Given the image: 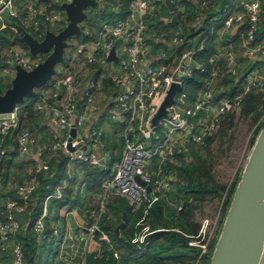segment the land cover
<instances>
[{"label": "built area", "instance_id": "1", "mask_svg": "<svg viewBox=\"0 0 264 264\" xmlns=\"http://www.w3.org/2000/svg\"><path fill=\"white\" fill-rule=\"evenodd\" d=\"M71 1L52 0L51 3L62 7ZM96 1L98 9L109 6V0ZM166 1L131 0L123 19L116 23H102L96 39L91 44L84 43L79 47L78 52L84 57L82 70L54 78L38 92L35 102L37 110H50L59 130L54 137L56 142L51 143L49 148L66 154L69 163L80 161L99 167L106 164L107 154L101 152L104 149L102 133L88 124L96 115H105L108 106L111 107V121L124 125V150L115 165L112 180L104 184L105 193L100 210L92 211L87 216L92 220L87 228L88 237L100 230L99 220L107 198L118 196L128 200L134 211H142L143 218L137 224L142 229L131 244L143 245L151 234L146 224L149 212L156 203L168 199L171 189L165 175L168 164H176L179 157L189 152L190 146L206 144L209 138L218 133L226 114H234L238 119L246 97L252 91L259 94L264 89V39L258 40L264 21V8L260 0L217 7L211 20L213 27L210 35L218 34L221 47L210 60L214 65L210 72L194 60L195 54L204 49L206 39H202L201 35L189 37L179 30L166 39V33L155 30L161 9L168 7ZM170 1L182 15L187 14L183 2L189 0ZM209 4V0L194 1L197 8ZM10 20H23L25 28L37 39L42 38L49 27L60 23L66 25L65 12L58 10L49 14L39 6L38 0H0V31ZM82 31L83 35L91 37L88 29L83 27ZM182 46L189 47V50L179 57L178 49ZM114 48L118 63L108 61ZM240 61L244 62L243 69ZM39 62L16 54L8 62L6 74L15 75L17 65L30 71ZM85 66L94 69L84 71ZM98 68L102 70V75L96 82L93 76ZM196 71L202 74V86L188 92V80L193 78ZM228 77L232 79L231 84L226 83ZM104 80L109 82L108 87ZM85 81L89 82L84 87ZM175 84L182 89L176 93L174 104L167 109L169 115L154 125V118ZM240 84L242 88L237 90ZM105 88L108 101L101 107L97 104V98ZM26 105L18 107L12 114L0 116V156L8 150L3 144L5 140L20 127V113ZM260 123H264V115ZM74 128L77 134L72 138L71 131ZM17 143L22 156L30 155L36 146V140L26 130L17 136ZM70 144L76 148L75 152H70ZM84 147L87 151L83 150ZM49 171L50 165L46 161L35 170V178L23 183L14 181L7 184L17 198L7 200L4 211L0 212L3 217L0 218V264H26L17 234L23 227V217L40 185L38 176ZM3 185L4 177L0 173V188ZM147 187L151 188L150 192ZM61 197L59 190L56 198ZM51 198H55V195L49 196L47 200ZM178 210H182V204ZM47 218L48 210L45 208L34 223L37 235H44ZM205 231H199L197 236L184 234L190 239V247L200 249L198 263L207 255V244L199 241ZM54 232L58 233L57 230ZM115 257L118 258V255L115 254Z\"/></svg>", "mask_w": 264, "mask_h": 264}, {"label": "trees", "instance_id": "2", "mask_svg": "<svg viewBox=\"0 0 264 264\" xmlns=\"http://www.w3.org/2000/svg\"><path fill=\"white\" fill-rule=\"evenodd\" d=\"M18 1H25V0H18ZM28 1H34V0H28ZM38 1L40 6L48 8L47 12L49 14L58 10L65 12L62 7L52 5V3L49 0H38ZM209 1L210 4L203 8H197V6H194L192 4H189V2L187 1H184L183 4H185L188 12L186 15H182L179 12L177 24L163 23L159 17L158 25L155 27V30L166 33L165 35L166 39L170 38L172 35H175V33L179 30H183L184 34H187L189 37H197L198 35H201L202 39H206L204 44V49L195 54L194 60L196 64L206 67L207 72H210L212 69H214V65L211 64L210 60L217 53L218 49L221 47V43L219 42L218 39V34L216 33L213 36L210 35L211 29L213 27L211 20L215 16L219 4L213 6L214 4L212 0ZM260 1L264 8V0H260ZM130 2L131 0H122L120 2L122 5L121 14L120 16H115V17L121 18L126 16V14L128 13V7ZM225 2L220 4L221 8H223L226 4H230L231 6L239 5L241 0L232 1V2L230 0H225ZM199 12H203L202 21L198 24L199 26L195 28L193 24L196 20L199 19L198 16ZM113 19H114L113 17H110V21H113ZM96 24H97L96 19H91L87 21L88 26L86 29L90 31L91 37L83 35L81 36L82 37L81 39L80 37L71 38L78 40V43H75L73 41V44L75 43L74 45L75 49L76 47H80L84 43L91 44L96 39L98 29L100 28V26L95 27ZM58 25L59 24H57L54 27H49V30L54 33L61 32L63 29H61V27ZM24 31L28 33L31 32L29 29L25 28V26L23 25V20H10L9 23L5 25L4 29L0 31L1 46L3 48H7V47L13 48L18 46L30 55L29 48L20 41ZM44 34L42 38H39L40 40L44 39L45 37ZM260 39L261 40L264 39V21H263V30L261 32V35L258 36L259 41ZM198 45L199 44H197V47ZM188 50L189 47L186 46L180 47L178 49L179 57L182 56V54ZM80 56H81L80 60H82V63L84 64V57L82 54ZM43 57L45 58V56ZM64 63L67 68L66 69L67 73L62 76L67 75L71 71L72 72L77 71L76 65L78 62L73 67L72 65L73 60L65 58ZM85 69L90 71L93 70L94 67L85 66ZM98 69H99L98 72L93 76V79L96 82L101 79V75H102V70L100 68ZM241 69H243V67H241ZM201 75L202 74H200L199 71H196L193 78L191 80H188L186 91L191 92L194 89L196 91L202 86ZM104 83L108 87L109 82L104 80ZM226 83L231 84L232 79L228 77ZM240 88H242V84H240L237 90H240ZM102 94L104 95L102 96ZM100 96H102V98L106 100V103L103 105L105 106L108 101L107 88H105L102 92L99 93L98 97L100 98ZM37 98L38 95L36 96V98L29 99L26 101L25 104L27 105L22 109L20 113V127L12 133L13 138L16 139V142L13 143L14 147L16 148V151L14 153L7 154L3 163L2 175L4 177L5 186L12 179L10 167L11 165H13V161H14L13 159L18 154L17 136L22 132H24L25 130L29 131L32 134V131L29 130V128L34 122H36V120L39 118V115L41 114V112L37 110L35 105V102H37ZM263 115H264V89L259 94H257L256 91H252V93L246 97L243 103L242 114L240 115V117L242 116L245 119H248L251 122V125H255L254 126L255 130L258 133L264 127V123H260V120L262 119ZM236 121L237 118L234 114H230V113L226 114L222 118L220 129L214 137L209 138L206 144L204 145L190 146L189 152L186 153L185 156H181L178 158V160H183V158L187 157L189 163L183 161V165L185 166H182L181 168L178 167L179 165L177 164H168L166 168V171L168 172L165 175L167 176V181L169 185L170 186L175 185L176 187L178 186L180 187V189L182 187L185 188V193L184 194L181 193L182 198H180L178 194V199H183L182 210H179L180 212L178 213L175 212L173 216L170 217V220H167L165 218V208H164L166 203L163 204L164 202L163 201L156 203L146 218V224L149 226V229L151 230V234L146 238L145 244L156 243L158 241H165L174 245H176L177 243L178 244L182 243V245L186 248L187 253L189 250L192 255L188 253V255H184L181 258H177L176 262L179 261L180 264H187L190 261H195L197 259V256H195V253L193 252L199 251L197 250V248L190 247L189 246L190 239L186 238L183 235L184 233L191 236H197L200 231V226L192 222L193 213L195 211V208H197V205H195L194 202H203L209 198L214 200L216 198H222L226 194L224 201V208H223L224 216H226V213L229 209L237 183L233 186V188H231V190L226 192L227 187L225 185L218 183L213 177L212 174V170L214 168V162L212 163L213 160L212 161L204 160L201 157V153L202 151L212 147L218 137L221 136L223 139H225L228 133L233 131L234 127L236 126ZM113 124L116 127L121 126L124 128V125L120 124L119 122H113ZM100 131L102 133L101 140L102 143L104 144V149L109 154V160L106 162L104 166H102L103 168L101 167L98 168L95 166H91L90 164L82 163L84 166V170L87 172V176H86L87 188L97 191H103L102 188L103 183L112 180L115 169L114 167L120 161L124 150L123 143L122 144L120 143L118 138H116L115 134H112L105 129H102ZM12 140L13 139H10V136H8V138L3 143L6 146V148H8V145L11 143ZM35 140L37 143L36 137ZM54 142H56V140L53 139L52 143ZM53 155L55 156L54 160L52 159L53 157H51ZM49 156L52 160L49 163L50 171L48 172L47 177H43V174H40L38 176L40 186L37 192L35 193V197L37 198V206L34 209H32L31 218L33 220L37 218L39 215H41L42 213L41 204L45 199V197L47 195L48 196L51 195L52 192L55 191V188L61 185L63 181L67 178V169H68L67 163L69 162L68 156L63 152L61 153V151L52 152ZM51 172H54L53 176H51ZM71 189L73 188H69L65 192V196L63 195V199L60 200L61 202L54 201L53 204L61 205V204H68L69 201L71 202L72 199L71 194H73ZM108 205L110 212L113 214L112 218L109 216V213H107ZM104 206H105V212L100 217L99 220L100 230L98 233L103 234L102 232H105L109 234L113 239H115L116 248H117L116 250L118 253L121 254L122 258L117 260L118 258L114 256L115 253H113V251L110 248H108L107 245H104L99 247L100 249L97 253L89 254L86 260V264H129L128 263L129 259L133 255L139 254L138 251L134 250L135 246L131 244V241L142 229V227H138L137 224L143 218V213L142 211H134L128 200L118 196H109L105 201ZM100 208L101 205L98 204L97 206H95L94 211H99ZM124 214H126L127 217L126 221H124L123 219ZM87 216H90V214H88ZM87 219H88L87 220L88 224L92 223L91 219L89 218ZM172 223L175 224V227L172 226ZM32 229L33 226L32 228L30 226L26 234H20L21 233L20 232L18 236V240L21 242L23 246L26 264H36V258L38 256V250L40 247L39 242H37L38 241L37 238L34 236V233H32ZM117 229L119 231V234L121 235L120 238L117 237V233H116ZM177 230L178 231L180 230L183 233L181 232L178 233ZM50 233L51 231L48 232V234ZM97 236H100V234H97ZM143 246L144 245H140V247ZM209 256H208L207 264L209 262ZM151 259L152 258H149L146 262H138L136 264H152Z\"/></svg>", "mask_w": 264, "mask_h": 264}, {"label": "water", "instance_id": "3", "mask_svg": "<svg viewBox=\"0 0 264 264\" xmlns=\"http://www.w3.org/2000/svg\"><path fill=\"white\" fill-rule=\"evenodd\" d=\"M166 3L173 13V22L177 24L178 15L173 4L170 0ZM62 8L66 15V25L61 32L47 30L43 40L23 32L20 41L29 48L30 55L46 57L30 71L20 65L15 66V76L10 87L6 90L0 87V116L12 114L27 100L36 98L38 92L54 79L57 65L65 62L69 40L83 35L81 25L89 18L88 10L98 9L99 4L96 0H72L64 3ZM108 61L118 63L115 48ZM181 89L178 84L172 86L153 120L154 125L162 117L169 115L167 109L174 104L175 95ZM81 104L82 100L79 101V105ZM76 134L74 128L71 137L75 138ZM69 150L75 152L76 148L70 144ZM83 150L87 151V148L84 147ZM5 156L4 154L0 159V173ZM140 183L145 186V183ZM147 190L150 192L151 188L147 187ZM116 232L118 234V230ZM208 264H264V128L259 132L241 173Z\"/></svg>", "mask_w": 264, "mask_h": 264}, {"label": "crops", "instance_id": "4", "mask_svg": "<svg viewBox=\"0 0 264 264\" xmlns=\"http://www.w3.org/2000/svg\"><path fill=\"white\" fill-rule=\"evenodd\" d=\"M49 1L51 2L52 0H49ZM121 1L122 0H109L108 7L106 5V6H102L100 9H92L91 14L87 12V14L89 15V17H91V19L97 20V24L95 25V27L101 26L102 23H105V22L106 23H116L119 20L123 19L125 16L121 18L115 17V16H120L121 14V9H122V5L120 3ZM243 1L244 0H241V2ZM187 2H189V4L193 3L192 5H194V1L189 0ZM40 7L48 10V8H45L42 6ZM175 11L177 15L179 16V11L177 8H175ZM110 17L114 18L113 21H110ZM160 20L166 24L174 23L173 13L171 12L169 6L167 8L161 9ZM87 21L81 25V28L83 27L87 28L88 26ZM262 30H263V27H262ZM19 51L21 53H25V51L20 47H19ZM20 52H17V54H20ZM88 82L85 81L83 83L84 84L83 86L85 87L88 84ZM51 103H54V101L51 100ZM104 116L105 115L102 116L101 114L99 116L96 115L89 122L88 125L91 128H93V126H95L99 122L100 118ZM53 117H54L53 113L50 110H45L41 112L36 122H34L31 125L29 130L32 131L34 139L35 137L37 138V143H36L37 145L35 146L32 153L28 156H22L19 154V151H18L17 156L13 159L14 160L13 165H11L10 167L12 179L9 182L16 181V182L23 183L32 178H35V170L38 169V167L43 162L48 161L50 163L52 159L54 160V157H55L54 155L51 156L53 157L52 159L49 156L52 152H54V151H51L49 147L52 145L51 143L54 137L58 135L59 130L54 124ZM10 139H13V140L8 145V148H7L8 150H6V152L4 153L5 155L9 153H14L16 151V148L13 145V143L16 142V139L13 138V134L10 135ZM101 152L103 154L105 153L107 154L106 160L108 161L109 154L105 151V149H103V151ZM3 155L0 156V159ZM82 163L84 162H80V161H75L72 163L68 162L67 163V168H68L67 178L63 181L61 185L55 188V191L52 192L51 195H49V196L55 195V198H51L47 200V198L49 197L47 195L45 199L43 200L41 204L42 213L44 212V209L47 208L48 217H49V219L47 218L48 220L47 228L43 236L37 235V233L34 230V223L42 215V213L34 220L31 218L32 209H34L37 206V198L35 197V194L33 196V202L30 205L32 207L28 209L27 213H25L23 217V227L18 232L17 238L20 232H21L20 234H26L30 226L31 228L33 226L32 233H34V236L38 240L37 242H39L40 244V247L38 250V256L36 258V264H79L83 261L86 264V260L89 254L97 253L100 249L99 247L104 246V245H107L108 248H110L113 251V253L118 255L117 260L122 258L121 254L118 253L116 250L117 248H116L115 239H113L109 234L102 232L103 234L96 233L94 236H91V237L87 236L88 234L87 228L89 226L87 222L88 220L87 215L89 214L90 211L91 212L94 211L95 206H97L98 204L102 206V197L105 193L104 184L110 182L111 180L103 183L102 185L103 191L88 189L86 186L87 172L84 170V166ZM91 166H94V165H91ZM95 167L99 168V166H95ZM2 172L3 171H1V173ZM47 175L48 174H43V177H47ZM53 175H54V172H51V176ZM69 188H73L71 189L73 193L71 194L72 203L69 201L68 204L54 205L53 204L54 201L61 202L60 200L63 199V195L65 196V192ZM172 188H173L172 191L168 193V198H169V194H171L174 190L173 186ZM59 190L62 195L60 199L56 198V195L59 194ZM171 195H173L171 196V199L172 198L176 199L177 202L174 204L173 202L166 203V205L164 206L165 218L167 220H170V217H172V214H173L170 209H172L173 207L176 208L179 202H182V199H177L178 194L176 193V191H174V194H171ZM15 198H16L15 193L13 191H10L7 185L6 186L3 185V187L0 188V212L2 213L4 211L5 203L7 200L15 199ZM104 212H105V206H104ZM1 213H0V218L3 219V217H1ZM107 213H109V216L111 218L113 217V214L110 212L109 205L107 208ZM123 219L124 221L127 220L126 214L123 215ZM55 230H57L58 232L57 234L54 232ZM49 231H51L50 234H48ZM97 234H100V236H97ZM117 237L118 238L121 237V235L119 234V231H118ZM52 243H55L60 248V253L58 255H57V252L53 254H51V251L49 252L50 250L49 246L52 245Z\"/></svg>", "mask_w": 264, "mask_h": 264}, {"label": "rangeland", "instance_id": "5", "mask_svg": "<svg viewBox=\"0 0 264 264\" xmlns=\"http://www.w3.org/2000/svg\"><path fill=\"white\" fill-rule=\"evenodd\" d=\"M230 1L232 2V1H240V0H230ZM212 2L214 4L213 6H215L224 3L225 0H212ZM88 13L91 14L92 11L89 10ZM202 15L203 12H199L198 14L199 19L196 20L193 24L195 28H197V26H199L198 24L202 21ZM89 20H91V17H89ZM58 26H60L61 29H63L65 27V23L62 24L60 23ZM81 38L82 37H80V39ZM73 41L75 43H78V40L76 39L69 40V47L66 49L65 58L73 60V64H72L73 67L78 62L76 65V69L77 71H79L82 70L84 64L82 63V60H80L81 56L78 52L79 47H76L75 49L74 48L75 43L73 44ZM17 52H20L18 46L13 48H9V47L3 48L0 43V87H2L4 90L10 87L11 82L15 76V75L13 76L7 75L6 70L9 69L8 62H11L13 60ZM20 54L25 55L28 58H31L26 51L25 53L20 52ZM31 59L34 62H38L44 60L45 58L42 55H39L38 57H34ZM240 62H241V67H244V62L242 61ZM6 65L8 66L6 67ZM56 68H57L56 75L54 78H58L67 73L66 71L67 68L65 66V63L57 65ZM86 70L87 69H84V71ZM103 95L104 94H102V96ZM102 96H100V98L99 97L97 98V104L101 106H103L106 103V100L103 99ZM110 109L111 107L108 106L105 116L100 118L99 122L95 126H93V128L99 131L105 129L110 133L115 134L116 138H118L120 143L121 144L123 143L124 146L125 145L124 128L121 126L119 127L114 126L109 116ZM254 126L255 125H251V122L248 119H245L242 116L239 117L236 121V126L234 127L233 131L228 133L225 139H223L221 136L218 137L212 147L202 151L201 153V157L204 160L206 161L213 160L212 161V163L214 162V168L212 170L213 177L218 183L225 185L227 187L226 192L231 190V188H233V186L236 183H238L241 173L244 170L248 162V159L250 157V154L253 150L257 136L259 132L264 128L263 127L257 133ZM183 161L189 163L187 157L183 158V160H178L176 162V164L179 165L178 167L181 168L182 166H185L183 165ZM173 187L174 190L171 194H174V191H176V193L179 194L180 198H182L181 193L183 194L185 193V188L182 187L180 189V187L178 186L176 187L175 185ZM172 189L173 188L171 186L170 191H172ZM171 194H169V198L167 199L166 202L164 201L163 204L171 203V202H173L174 204L177 202L176 199L173 198L171 199V196H173ZM225 195L222 198H216L214 200L209 198L203 202H194V204L197 205V208H195V211L193 213L192 222L200 226V231L206 230L205 235H202L199 238V241L203 244H207V255L203 258V260L201 259L200 262L198 263L200 252L199 251L193 252L195 253V256H197V259L195 261H190L187 264H207L208 256L212 253V249L214 248V243L217 241L219 237L220 231L222 229V224L225 218L223 212ZM180 203L183 204V202H179L176 208L172 206L173 208L170 209L173 214L175 212L177 213L180 212L178 210ZM172 226L175 227V224L172 223ZM177 232L180 233L181 231L177 230ZM143 245H144L143 247H140V245L138 244L133 245L135 247H139L138 249H135L134 247V250L138 251L139 254L133 255L128 261L129 264L146 262L149 258H152L151 259L152 264H180L179 261L176 262V259L181 258L184 255H188V253H190L189 250L187 253L186 248L182 245V243L179 244L177 243L176 245H174L165 241H158L156 243H151V244L144 243ZM49 247H50L49 252L51 251V254L57 252L58 255L60 253V248L55 243H52V245H50ZM190 255L192 254L190 253Z\"/></svg>", "mask_w": 264, "mask_h": 264}]
</instances>
